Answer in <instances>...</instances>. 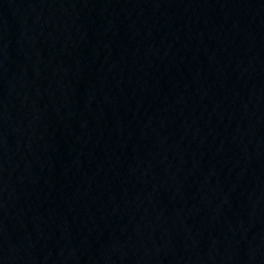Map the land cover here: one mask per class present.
<instances>
[{"label": "water", "instance_id": "water-1", "mask_svg": "<svg viewBox=\"0 0 264 264\" xmlns=\"http://www.w3.org/2000/svg\"><path fill=\"white\" fill-rule=\"evenodd\" d=\"M137 264H264V0H119Z\"/></svg>", "mask_w": 264, "mask_h": 264}]
</instances>
